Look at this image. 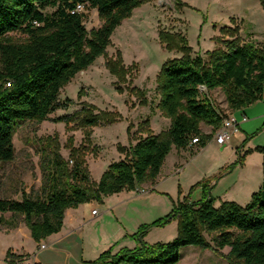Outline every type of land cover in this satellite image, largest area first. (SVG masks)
I'll use <instances>...</instances> for the list:
<instances>
[{
  "label": "trees",
  "instance_id": "trees-1",
  "mask_svg": "<svg viewBox=\"0 0 264 264\" xmlns=\"http://www.w3.org/2000/svg\"><path fill=\"white\" fill-rule=\"evenodd\" d=\"M149 0H0V162L15 159L14 135L20 120L45 121L70 99L61 100V90L81 71L104 54L111 37L135 8ZM181 0H175L180 2ZM264 5V0H262ZM95 9L102 21L91 30L85 25V13L72 12L77 4ZM48 8H54L48 12ZM240 27L227 28L226 37L206 58L193 54L182 35H164L168 47L180 50L183 57L166 62L157 82V108L170 119L167 130L156 134L150 120L130 129L136 141L125 159L113 162L97 184L86 169V150L74 147L66 161L59 150L47 155L43 181L37 194L22 193L21 199L0 198V214L21 216L32 238L41 242L60 232L66 210L80 204L154 184L172 148L186 150L192 140L206 147L221 127L225 113L220 112L202 88L224 93L232 111L244 110L264 94V45L247 41ZM13 33L25 38L17 40ZM113 72L120 61L110 63ZM143 102V101H142ZM86 111V108H84ZM76 112L77 126L94 125L100 119L92 109ZM65 117H55L62 120ZM212 127L210 133L202 124ZM264 148H259L263 150ZM239 162L223 168L214 177L195 184L189 195L174 202L166 217L144 224L134 235L138 246L118 253L108 250L88 264H176L181 248L189 245L213 248L206 234L213 235L217 249L229 246L228 258L237 264H264V179L246 205L223 201L215 205L211 183ZM201 187L203 197L192 201V192ZM181 194V188H179ZM179 220V235L168 243L148 245L143 236L152 225ZM11 251H8L9 256Z\"/></svg>",
  "mask_w": 264,
  "mask_h": 264
},
{
  "label": "rangeland",
  "instance_id": "rangeland-1",
  "mask_svg": "<svg viewBox=\"0 0 264 264\" xmlns=\"http://www.w3.org/2000/svg\"><path fill=\"white\" fill-rule=\"evenodd\" d=\"M53 10L54 8L47 9L48 12ZM263 10L262 0H149L135 8L132 15L116 28L105 53L79 72L61 90L60 99H70L66 108L57 110L50 115V119L42 122H18L14 135L15 159L11 162H0V198L21 199L23 192L39 193L44 166H48L47 155L57 149L66 161L71 160L75 151H71L70 143L76 148L86 150V169L92 183L97 184L113 162L127 157L134 141L130 136V129L132 132L136 131L141 122L149 119L158 132L164 131L165 118L156 112L159 101L157 78L166 62L184 55L180 50L169 48L164 35L184 36L192 53L206 58L209 52L217 48L219 39L227 36V28L240 27L241 30L242 19H245V29H253L254 25L249 21L250 15H257V25L254 28L263 30ZM84 13L88 30L102 24L95 9L86 7ZM241 14H246V17ZM12 35L17 40L25 38L22 33ZM111 61H120V70L113 72L109 64ZM202 91L222 110L221 92L217 97H212L205 88ZM90 108L100 117L98 122L87 127L77 126L78 123L74 121L76 112L82 111L85 114ZM236 116L239 120L242 117L240 113H236ZM55 117L65 118L54 121ZM248 117L249 121L245 125H239V133L245 134V139L237 137L239 145L234 150L230 147L221 150L222 145L212 143L208 150L198 154L195 159H190L201 147H195V151L188 148L182 161V164L188 161L184 171L174 173L160 188L137 196L135 191L141 187L138 186L134 190H123L105 196L101 201L91 200L80 204L78 207L83 213L82 221H88L80 236L101 239L105 233H118L120 228L117 224L123 223L132 231L140 220L152 224L166 217L171 213L174 204L168 191L173 192L174 199L178 198L181 186L188 193L193 185L215 174L218 166L221 167L227 162L230 163L229 166L236 165L240 150L243 149L245 151L241 155L251 150L247 154L248 168L242 170V165L238 163L233 169H228L222 176L226 173L232 176L222 182L219 191L224 189L225 183L236 177H242L244 181L256 180L262 174L263 182L264 149L259 148H264V119L254 120L251 115ZM232 142H236V139L230 140L229 144ZM171 151L172 159L177 150ZM235 151L238 154L233 160ZM125 198L127 201L115 212L109 211L94 218L93 209L102 212L106 205L110 206ZM220 204L221 202H215L217 207ZM117 218L122 223H117ZM91 220L93 221L89 222ZM137 228L135 232L140 229ZM28 229L23 217L13 218L9 212L0 214V264H17L14 262L16 258H19L18 264H33L25 255L18 257L15 252L24 248L25 253H38L37 242L33 238L20 237ZM17 235L19 236L16 237ZM178 235L179 220L172 218L166 224L152 225L144 234L143 241L148 245L168 243ZM206 237L213 248L185 246L181 248L180 259L176 264H237L228 258L229 246L217 249L212 241L213 235L206 234ZM42 242L46 243V240ZM8 251H11L9 256Z\"/></svg>",
  "mask_w": 264,
  "mask_h": 264
},
{
  "label": "crops",
  "instance_id": "crops-1",
  "mask_svg": "<svg viewBox=\"0 0 264 264\" xmlns=\"http://www.w3.org/2000/svg\"><path fill=\"white\" fill-rule=\"evenodd\" d=\"M264 12V10H263ZM242 16L246 17V14H241ZM248 16V15H247ZM257 15H250L249 21L252 25L256 26L257 25ZM243 24L241 25V35L243 37L252 39L256 42L264 43V29L263 30H257V28H254L251 30H246L245 29V19H242ZM204 88V87H203ZM209 95L212 97H217L219 95V92L222 94V98H220V103H221V109H218L220 112L229 115H233L239 122V125H245L249 121L248 115L252 116L254 120H263L264 119V94L262 98L257 101L256 103L250 105L244 110H237V111H232L228 107V103L226 100V97L222 90L220 88H217L215 90H210L207 91ZM209 97V96H208ZM157 108V107H156ZM156 112L158 115L163 116L160 112V110L157 108ZM236 113H240L242 115L241 119L239 120L236 116ZM165 118V123L163 124V130H167L171 124V121L169 118L163 116ZM246 118V119H245ZM141 121V120H140ZM264 126V122H263ZM151 127L153 131L158 134V130L155 128L153 122H151ZM202 129L206 133H210L212 131V127L208 126L206 124H202ZM246 133V132H245ZM239 134V135H238ZM240 136V139L242 140L243 138L245 139V134L239 133V129L234 133L233 137L230 139H236V142H232L229 144V141L224 144L220 145L221 150L227 149V148H232V150L235 149V147H238L239 145L237 141L239 140L237 137ZM250 136V135H248ZM243 139V140H244ZM240 140V141H241ZM136 141H133V144H135ZM219 144L216 141H211L206 147L201 148L196 154L191 155L190 159H195L198 154L201 152H204L205 150H208L209 146L211 144ZM236 143V144H235ZM197 144L192 145L190 148H192L193 151H195V147H197ZM177 150L175 157L171 159V153L172 151L168 154L166 157V160L164 162V165L160 171V174L158 175L156 182L154 184H143L141 187H138L136 192L137 196H142L147 194L149 191L156 190L160 188L161 186L164 185V183L172 178V175L174 173H181L184 171L185 164H182V161L184 160L185 157V152L186 150H178L175 147H173L172 150ZM237 149V148H236ZM245 149L240 150V154L243 153ZM237 151H235V154H233V160L237 158ZM248 156L246 155L244 158V163L242 165V170L247 169L248 167ZM230 165V163H226L225 165H222L221 167L218 166L217 172H219L221 169L226 168ZM263 169H264V162H263ZM236 171V170H235ZM217 172L213 175H216ZM229 173H226L224 176L221 177L220 180L218 181H213L211 185L213 186V189L211 190L212 196L216 198V202H223V201H234L237 202L240 205H246L247 203L250 202L251 197L253 193H255L261 186L262 183V174L258 177H256V180H247L244 181L242 177H236L231 180V182L225 183L224 189L219 191V188L222 184V182H225L227 178H230L232 175H228ZM231 174V172H230ZM213 175H210L208 177H211ZM244 184V185H243ZM194 186V185H193ZM144 190V192H142ZM182 186H181V194L178 193V198L174 199L173 197V192L171 193L170 191L166 192L168 193L172 199L173 202H177V200H182L184 197L189 195L186 192ZM161 193L165 194L164 191ZM171 193V194H170ZM217 193V194H215ZM203 197V189L201 187L196 188L191 196L190 199L192 201L200 200ZM129 200V199H128ZM127 199H121L113 202L110 206L106 205L107 207L100 212L97 210V213H94V210H92V214L94 218L101 216L109 211H114L119 208L124 202H126ZM217 205V204H216ZM8 213V212H7ZM10 213V212H9ZM6 214V213H5ZM12 215V213H11ZM83 218V213L81 211V208H69L66 210L65 213V218H64V226L62 230L56 234H53L46 238V243L37 242L36 246L38 247V253H33V254H28L27 252L25 253L24 248L18 249L15 251L20 257L22 255H25L29 260L33 262V264H84L86 262L90 261H95L100 257V255L108 250H112L113 253H118L122 249L125 248H136L138 246V240L134 236L136 234L135 229H138L137 227H141L142 225L146 224L143 220H140L134 230H129L127 226H125L122 222H120L119 218H117V223H122V224H117L120 228V231L118 230V233H114L113 231L105 233L104 237L101 239L98 238H93V239H87L81 237V232L83 231V228L86 226L88 221H82ZM94 220V219H93ZM93 220L89 221L92 222ZM78 234V235H77ZM77 235V237H75ZM17 235L16 237H18ZM26 237L29 239H32L31 232L28 229L27 232H25L23 235H20V237ZM133 236V237H132ZM15 237V238H16ZM14 238V239H15ZM40 244H45L47 245L46 248L40 249L39 245ZM24 252V253H23ZM19 258H16L14 260L15 263H19Z\"/></svg>",
  "mask_w": 264,
  "mask_h": 264
},
{
  "label": "built area",
  "instance_id": "built-area-1",
  "mask_svg": "<svg viewBox=\"0 0 264 264\" xmlns=\"http://www.w3.org/2000/svg\"><path fill=\"white\" fill-rule=\"evenodd\" d=\"M86 8L85 3H79L77 4L76 8L72 11L74 12H83ZM246 119V118H245ZM239 129V122L238 120L233 116L229 115L226 118H224L221 127L217 130L213 137V141H216L219 145L226 144L234 135V133ZM199 142L198 138H194L191 142V144H197ZM144 192V190H142ZM94 213H97V210H94ZM47 245L40 244L39 248L44 249Z\"/></svg>",
  "mask_w": 264,
  "mask_h": 264
}]
</instances>
